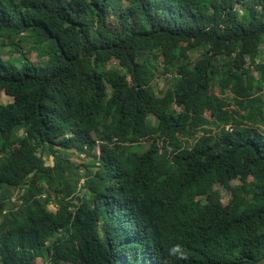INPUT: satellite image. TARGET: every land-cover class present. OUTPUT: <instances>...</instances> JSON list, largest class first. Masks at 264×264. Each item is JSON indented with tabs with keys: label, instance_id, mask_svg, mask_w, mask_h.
<instances>
[{
	"label": "trees",
	"instance_id": "16d2710c",
	"mask_svg": "<svg viewBox=\"0 0 264 264\" xmlns=\"http://www.w3.org/2000/svg\"><path fill=\"white\" fill-rule=\"evenodd\" d=\"M263 42L264 0H0V264H164L154 194L264 264Z\"/></svg>",
	"mask_w": 264,
	"mask_h": 264
},
{
	"label": "clouds",
	"instance_id": "9594fccd",
	"mask_svg": "<svg viewBox=\"0 0 264 264\" xmlns=\"http://www.w3.org/2000/svg\"><path fill=\"white\" fill-rule=\"evenodd\" d=\"M94 142L98 146L95 148V152L100 155L102 142L95 138ZM76 156L82 161L84 153L78 152ZM80 183H82V180H80ZM165 197L168 196L154 194L151 200L147 202L152 206L142 204L140 210L141 219L152 218L155 220L156 226L151 236L158 243L160 251L165 256V259H163L164 264H202L199 262L197 254H193L187 247L190 243V234L188 227L180 225L176 219L179 207L175 204L172 206ZM170 212H173L172 217L175 219H166V213Z\"/></svg>",
	"mask_w": 264,
	"mask_h": 264
},
{
	"label": "rangeland",
	"instance_id": "374dc122",
	"mask_svg": "<svg viewBox=\"0 0 264 264\" xmlns=\"http://www.w3.org/2000/svg\"><path fill=\"white\" fill-rule=\"evenodd\" d=\"M16 40H18V41H22L21 39H16ZM22 47H23V48H27V47H28V44L26 43V41H24V43L22 44ZM3 53H5V51H4ZM29 56H31V58H32L33 61H36V58H34V53H31V55H29ZM32 56H33V57H32ZM3 57H5V56H3ZM259 57H260V60H264V42L260 45V49H259ZM153 83H157V84L159 85V87H161V86L164 87V86L166 85V81H165V78H164V77H161V78H159V79L156 78V79L153 81ZM165 87H166V86H165ZM165 87H164V88H165ZM0 99H1L3 102H10V101L12 100L11 97L6 96V95H4L3 93L0 94ZM17 133H18V134H21V130L17 131ZM74 159L77 160L78 162H80V160H79V158H77V156H75ZM46 163H47V164H51V163H52L50 157H48V159H47V157H46ZM17 195H18V192H15V193H14V198H16ZM10 200H11V199H10ZM222 201H223L224 203L227 201V195H226V194H224V196H223V198H222ZM48 208L51 209V210H53V209H55V205H54V204H50V205L48 206ZM36 260H39V259L37 258Z\"/></svg>",
	"mask_w": 264,
	"mask_h": 264
},
{
	"label": "bare ground",
	"instance_id": "6f19581e",
	"mask_svg": "<svg viewBox=\"0 0 264 264\" xmlns=\"http://www.w3.org/2000/svg\"><path fill=\"white\" fill-rule=\"evenodd\" d=\"M96 147H98L97 145H96V143L94 142V144H93V149H92V152L94 153V160H96V163H100V155L99 154H97L96 152H95V148ZM83 153H84V157H86V154H85V151H83ZM127 168V167H126ZM197 168V167H196Z\"/></svg>",
	"mask_w": 264,
	"mask_h": 264
}]
</instances>
